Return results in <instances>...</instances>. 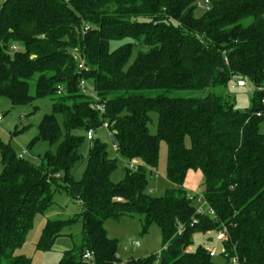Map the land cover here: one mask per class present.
Listing matches in <instances>:
<instances>
[{"label": "trees", "instance_id": "trees-1", "mask_svg": "<svg viewBox=\"0 0 264 264\" xmlns=\"http://www.w3.org/2000/svg\"><path fill=\"white\" fill-rule=\"evenodd\" d=\"M13 43L19 47L11 50ZM235 78L253 86L243 111L226 92ZM0 96L13 105L49 97L52 110L35 139L55 146L32 163L0 139V264H31L16 251L34 216L61 191L79 201L81 212L47 221L35 245L49 250L66 226L80 222V246L58 264H89L85 250L93 264H264V0H4ZM151 112L158 115L154 133ZM104 120L116 153L137 165L112 181L116 160L92 137L76 179L87 131ZM162 141L171 186L157 196L147 184ZM192 171L202 173L203 199L214 215L198 212L197 194L185 188ZM135 214L143 231L158 225L162 247L121 263L104 221ZM223 228V253L212 257L204 244L189 249L195 232Z\"/></svg>", "mask_w": 264, "mask_h": 264}, {"label": "rangeland", "instance_id": "rangeland-1", "mask_svg": "<svg viewBox=\"0 0 264 264\" xmlns=\"http://www.w3.org/2000/svg\"><path fill=\"white\" fill-rule=\"evenodd\" d=\"M4 0H0V7ZM202 11L201 8L196 10V14ZM127 39L112 41L111 48L117 47ZM19 47V44H11V50ZM234 83H229L226 92L235 101V108L245 110L250 105V96L253 91V86L246 83L243 87L233 86ZM209 89L196 92V96L205 95ZM172 94L183 95L184 92L176 91ZM52 110V100L49 97L39 98L28 104L13 105L7 97L0 96V139L10 143L17 154L26 149L24 154L25 159L32 163H39L44 152L48 149H54L55 146H50L44 140H36L38 132V124L45 114ZM151 121L149 130L151 133L156 131L157 113L151 112ZM61 122V116H57ZM260 131L264 132V122L260 124ZM93 137L98 138L105 144L109 157L116 160V167L112 171L110 178L112 181L118 182L125 176L126 164L124 159L116 153L112 148V143L103 127L98 128L93 132ZM33 140H35L33 142ZM90 146V141L85 139L80 151L82 154L81 160L72 170L73 176L78 179L81 177L86 164L87 152ZM167 146L165 142L160 143L158 163L154 169V175L148 176L147 190L153 195H162L165 190L171 186L165 177L166 169ZM184 184L189 185L192 192L198 197L203 198L202 173H189ZM207 206H204V211L207 212ZM81 212V205L77 199H73L65 192H56L52 205L41 214H36L29 231L25 236L24 243L16 251L17 254H22L31 258V264H58L63 253L67 250H76L81 243V223L73 222L63 229V235L57 237L49 250H38L35 245L41 236L43 227L46 222L54 219H72L76 214ZM143 219L141 215L133 216L122 215L117 218H108L104 221V228L110 238L117 242V256L121 263H125L131 258L145 257L156 255L162 247V235L157 224H150L143 231ZM208 237L214 239V233L208 232L203 234L195 232L192 236V244L190 250L195 249L199 244L204 246L213 245V240L208 241ZM133 241H139L140 245L134 247ZM219 260V257H216ZM153 264H158L155 259Z\"/></svg>", "mask_w": 264, "mask_h": 264}, {"label": "built area", "instance_id": "built-area-1", "mask_svg": "<svg viewBox=\"0 0 264 264\" xmlns=\"http://www.w3.org/2000/svg\"><path fill=\"white\" fill-rule=\"evenodd\" d=\"M68 1V0H66ZM84 29H87V26L84 27ZM83 63L79 64V68L83 67L82 65ZM236 82V86H245L247 83V79L246 78H235L234 79ZM80 88L82 89V91L86 94H88L89 96L93 97L94 99H96V95L94 94V92L90 91V89L87 87L86 83L84 82V80H80L79 82ZM61 92V88L58 87V93ZM262 102L264 103V99L262 100ZM95 109H98L100 112L104 111V107L100 104H96L94 105ZM256 115H260V113H256ZM0 120H1V116H0ZM102 127L106 130L108 137L111 140L112 143V148L115 152H117V145L113 140V134L111 132V130L108 128V122L106 120H104L102 122ZM87 139H92L93 137V131L92 130H88L87 131ZM26 153V149H22L21 154H25ZM126 166L129 168H133L137 165V161L136 160H131L128 161L127 163L125 162ZM197 202L199 203V205L197 206V211L198 212H204V206H207V212L210 215H214V210L212 208H209V206L206 204L205 200L201 197L197 198ZM226 239V229H220L219 231L215 232L214 235V239L213 240V245L211 246H207V251L209 253L210 256L214 257L216 255H218L219 253H223L224 249L222 247V242ZM133 246L138 247L140 245L139 241H133L132 242ZM83 258L89 263V264H93V252L89 251V250H85L84 254H83ZM235 262V260H234Z\"/></svg>", "mask_w": 264, "mask_h": 264}, {"label": "water", "instance_id": "water-1", "mask_svg": "<svg viewBox=\"0 0 264 264\" xmlns=\"http://www.w3.org/2000/svg\"><path fill=\"white\" fill-rule=\"evenodd\" d=\"M112 202H114V203H119V202L124 203V202H126V200L124 198H122V197H114L112 199Z\"/></svg>", "mask_w": 264, "mask_h": 264}, {"label": "crops", "instance_id": "crops-1", "mask_svg": "<svg viewBox=\"0 0 264 264\" xmlns=\"http://www.w3.org/2000/svg\"><path fill=\"white\" fill-rule=\"evenodd\" d=\"M196 172H200V171H196ZM189 173H193V171L192 172H189ZM188 173V174H189ZM185 185V188H187V189H190L191 187L189 186V185H186V184H184ZM135 247V246H134Z\"/></svg>", "mask_w": 264, "mask_h": 264}]
</instances>
